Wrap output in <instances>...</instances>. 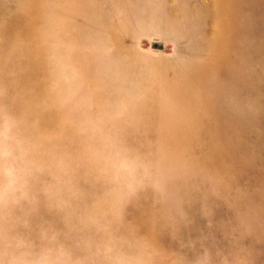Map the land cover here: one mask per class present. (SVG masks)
I'll return each mask as SVG.
<instances>
[{
  "label": "rangeland",
  "instance_id": "obj_1",
  "mask_svg": "<svg viewBox=\"0 0 264 264\" xmlns=\"http://www.w3.org/2000/svg\"><path fill=\"white\" fill-rule=\"evenodd\" d=\"M0 264H264V0H0Z\"/></svg>",
  "mask_w": 264,
  "mask_h": 264
}]
</instances>
